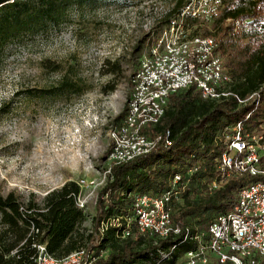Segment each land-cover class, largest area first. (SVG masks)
Segmentation results:
<instances>
[{"label": "trees", "instance_id": "16d2710c", "mask_svg": "<svg viewBox=\"0 0 264 264\" xmlns=\"http://www.w3.org/2000/svg\"><path fill=\"white\" fill-rule=\"evenodd\" d=\"M116 3L0 0V63L6 59L11 43L59 26L70 9H96ZM190 3L191 0H177L160 20L159 34ZM199 18L191 13L185 15L186 29L191 35L214 40L216 53L231 75L230 90L240 100L251 98L242 105L234 97L207 100L194 87L169 96L159 123L141 129L142 135L156 141L155 148L131 162L111 165L88 235L82 228L83 210L76 205L80 193L77 182L52 190L41 205L34 202L33 196L26 207L13 193L0 196V264H33L35 244H45L55 258L85 248L87 255L97 258L92 264H172L196 247L184 238L186 230L190 237L205 233L216 216L232 209L242 188L264 181V176L237 172L221 178L218 170L226 151V138L238 123L247 133L264 135V0H219L211 10L209 23H201ZM141 44L144 41L134 50L136 54L140 53ZM128 89L127 102L133 89L132 77ZM126 113L127 105L114 122L123 121ZM166 132L169 147L164 145ZM175 176L181 180L173 186ZM215 180L221 185L213 190L211 184ZM168 192L172 194L171 225L181 233L155 241L139 233L133 221V199L137 195L159 197ZM114 219L119 220V226L101 235V224ZM128 221L129 235L122 239ZM161 253L170 254V259L162 260Z\"/></svg>", "mask_w": 264, "mask_h": 264}, {"label": "rangeland", "instance_id": "374dc122", "mask_svg": "<svg viewBox=\"0 0 264 264\" xmlns=\"http://www.w3.org/2000/svg\"><path fill=\"white\" fill-rule=\"evenodd\" d=\"M116 1L70 9L59 26L10 44L0 63L1 197L13 193L26 207L33 196L41 205L65 183L103 180L129 80L177 0ZM218 1L191 0L186 15L209 23ZM103 188L83 192L86 235ZM184 261L181 255L172 264Z\"/></svg>", "mask_w": 264, "mask_h": 264}, {"label": "built area", "instance_id": "2783aa9c", "mask_svg": "<svg viewBox=\"0 0 264 264\" xmlns=\"http://www.w3.org/2000/svg\"><path fill=\"white\" fill-rule=\"evenodd\" d=\"M190 5L180 15L171 19L148 52L142 54L132 76L133 89L127 102V113L122 126L113 134V147L108 157L110 166L102 181L80 180V193L76 198L79 209L85 210L87 199L83 192L102 188L110 175L111 165L131 162L149 154L156 141L141 134V129L154 126L164 115L169 96L194 87L201 98L224 100L234 97L245 104L251 97L240 100L230 87L231 75L223 67L216 53V43L212 38L191 35L186 29L184 16ZM196 16V13H191ZM238 23H235V27ZM169 132L164 137V145H171ZM226 151L218 164L220 177H228L230 172L264 176V135L247 133L238 123L226 138ZM234 152V155H230ZM196 171L194 169L192 172ZM181 180L175 176L173 186ZM221 181H213L215 190ZM126 197H130L128 193ZM107 197V195L105 196ZM172 194L159 197L137 195L133 199V221L139 233L148 235L155 241H164L170 234L179 235V229L172 228L170 202ZM118 219L102 223L99 230L104 235L107 230L119 226ZM129 221L122 238L129 235ZM185 239L193 241L195 249L183 255V264H264V181L251 183L240 190L230 211L219 214L203 234L191 236L185 231ZM36 255L33 264H92L97 258L87 255L85 248L70 253L63 258L50 255L45 244L33 245ZM174 248L171 249V252ZM162 260H169L170 254L161 253ZM157 264H161L158 262Z\"/></svg>", "mask_w": 264, "mask_h": 264}]
</instances>
